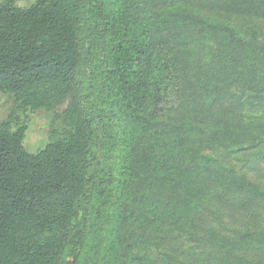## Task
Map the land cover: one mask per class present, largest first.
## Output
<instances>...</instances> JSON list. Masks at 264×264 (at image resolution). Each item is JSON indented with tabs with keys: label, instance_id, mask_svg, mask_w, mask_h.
Segmentation results:
<instances>
[{
	"label": "trees",
	"instance_id": "obj_1",
	"mask_svg": "<svg viewBox=\"0 0 264 264\" xmlns=\"http://www.w3.org/2000/svg\"><path fill=\"white\" fill-rule=\"evenodd\" d=\"M18 1L0 0V264H264V184L231 163L264 157L261 31L184 0ZM60 108L28 151L14 112Z\"/></svg>",
	"mask_w": 264,
	"mask_h": 264
},
{
	"label": "rangeland",
	"instance_id": "obj_2",
	"mask_svg": "<svg viewBox=\"0 0 264 264\" xmlns=\"http://www.w3.org/2000/svg\"><path fill=\"white\" fill-rule=\"evenodd\" d=\"M208 0H184L179 3V7L194 12L197 10L201 16H209L215 14L222 18L225 22L233 24L236 28L252 27L261 31L264 35V17H231L224 15L218 9L214 8L211 0L209 5L205 6ZM31 4L29 0H22L15 3L19 7H27ZM159 8H163L164 4L159 3ZM16 104L14 98L9 93H0V122L5 120L15 109ZM61 110L55 111L46 110H31L27 109L17 110L14 112L16 122L26 124V133L23 141L24 147L28 151H36L42 148L45 144L52 141L53 131L59 132L63 128V124L56 117L61 114ZM56 117V118H55ZM231 163L240 170L241 173L248 176V178L264 184V157L260 153H250L246 155L238 154L231 159Z\"/></svg>",
	"mask_w": 264,
	"mask_h": 264
}]
</instances>
